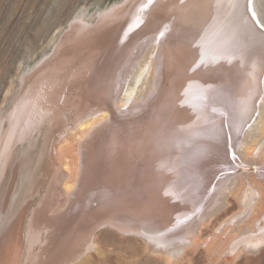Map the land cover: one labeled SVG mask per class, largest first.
Here are the masks:
<instances>
[{
	"label": "bare ground",
	"instance_id": "1",
	"mask_svg": "<svg viewBox=\"0 0 264 264\" xmlns=\"http://www.w3.org/2000/svg\"><path fill=\"white\" fill-rule=\"evenodd\" d=\"M253 10L255 16L245 12V0H126L99 13L96 23L75 18L80 22L70 25L52 58L81 57L76 77H86L87 94L102 102L76 128L86 140L65 151L74 153L73 163L67 155L63 163L75 177L65 184L68 205L50 218L44 200L30 217L24 264H73L82 255L79 244L84 252L95 247L92 235L101 227L135 234L146 249L177 259L221 209L212 195L202 211L215 166H225L236 148L264 167V140L244 131L264 96V0H255ZM43 110L22 92L6 110L1 171L17 142L45 121ZM100 134L103 145L91 149ZM233 193L244 221L264 197V178L241 182ZM262 217L253 219L251 231L232 236L233 249L264 244Z\"/></svg>",
	"mask_w": 264,
	"mask_h": 264
},
{
	"label": "rangeland",
	"instance_id": "2",
	"mask_svg": "<svg viewBox=\"0 0 264 264\" xmlns=\"http://www.w3.org/2000/svg\"><path fill=\"white\" fill-rule=\"evenodd\" d=\"M125 4L126 0H0L2 129L7 126L4 118L6 110L21 92L26 93L34 104H39L48 114L38 129L32 131L24 141L17 142L4 169L0 170V264H24L26 261V230L33 212L42 206L41 202L46 200L50 203V209L55 208H48L47 216L50 218L58 215L63 210V205L64 208L68 205V201L64 202L65 184L75 177H70L67 171L64 172L63 163L65 155L73 163L74 153L69 152L68 155L65 151L69 146L80 147L82 141L86 140L80 133L77 135L78 125L94 118L98 114V103L102 102L87 94L86 77H76L80 70L81 57H75L71 61L53 59L55 50L64 34L70 31V25L80 22L75 20L76 17H85L89 22L96 23L99 13L114 7L121 8ZM242 54L238 52V55ZM40 68H44L40 74L29 76L31 71ZM113 70L114 66L111 65L108 72ZM25 89L27 92H23ZM106 101L110 102L109 99ZM258 103L262 105L250 123L247 122L244 131L254 135L256 139L264 140V96ZM117 114L122 115L119 111ZM102 134L91 149L103 145ZM68 144L70 145L67 146ZM242 151L233 149L230 158L225 159L228 163L222 165L223 167L215 166L209 174L207 181H212L214 186L206 192L202 211L211 204L208 197L212 195L214 198L217 195L216 198L221 200V209L207 226L198 227L196 236H193L194 243L177 259L169 261L146 249L144 241L135 234L117 232V236L115 231L113 235L108 232L107 227H101L92 235L95 247L84 252L85 243L79 244L77 252L83 256L79 254L80 257L73 264H264V244L255 249L244 245L242 248L233 249L230 240L240 231L243 232L241 234L248 229L251 231L253 219L264 213L263 197L256 205L253 217L250 216L244 221L237 219L240 218L236 216L239 205L233 191L241 182H252L255 177L260 180L264 178V167L260 158H256L254 154L249 155L246 149ZM58 152L61 154L59 159ZM238 152L240 153L237 154ZM233 154L235 159H232ZM218 170L219 173L216 174ZM55 176L57 181L54 182ZM225 185L229 189L223 190ZM229 224L231 228L225 230L224 227ZM259 224H264V217L260 218ZM79 227L78 232L81 233L83 228ZM58 231V239L62 242V230Z\"/></svg>",
	"mask_w": 264,
	"mask_h": 264
},
{
	"label": "snow or ice",
	"instance_id": "3",
	"mask_svg": "<svg viewBox=\"0 0 264 264\" xmlns=\"http://www.w3.org/2000/svg\"><path fill=\"white\" fill-rule=\"evenodd\" d=\"M254 2L255 0H245V12L246 13H250L252 16H255L256 13L254 12ZM243 23V21H242ZM261 23H264V21H262ZM262 35H264V33H262ZM233 159H235V154H233L232 156Z\"/></svg>",
	"mask_w": 264,
	"mask_h": 264
}]
</instances>
